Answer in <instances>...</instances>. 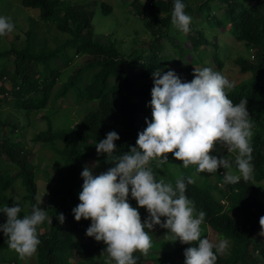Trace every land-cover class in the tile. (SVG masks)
<instances>
[{
    "label": "trees",
    "instance_id": "1",
    "mask_svg": "<svg viewBox=\"0 0 264 264\" xmlns=\"http://www.w3.org/2000/svg\"><path fill=\"white\" fill-rule=\"evenodd\" d=\"M183 3L185 13L191 17L187 35L171 23L173 0L128 1L137 16L146 18L149 31L139 47L124 53L114 43L107 44L95 37L92 22L98 8L95 2L81 5L67 0H19V7L24 11L39 12L37 18L31 17L32 21L47 24L63 39L61 44L38 49L35 42L38 27L33 24L26 30L24 47L13 45L0 49V59L14 60L12 74L6 66L0 69V79L10 81V87L5 84L0 87V102L11 94L13 106L27 115L44 110L39 119H44L46 127L39 129L32 141L43 144L42 149L46 148L44 144H49L46 151H49V161L53 162L46 201L41 204L46 209L47 219L38 226L37 264H115L108 253L103 252L104 243L85 234L91 220L76 221L74 218L72 209L80 203L78 196L82 191L79 177L84 165L100 162L101 173L115 166V161L107 154L98 155L95 147L108 132L116 131L120 137L114 141V157L136 146L138 133L147 127L146 118L152 120V73L157 69L167 72L175 56L178 62L180 59L188 62V72L200 68L201 63L207 64L210 57L221 74L226 62L231 65L230 71L223 75L233 80L234 88L227 91L233 103H239L242 97L248 101L253 134V176L248 181L241 179L236 184H228L223 168H218L216 173L195 174V165L185 168L171 153L166 154L171 160H154L149 167L155 176L161 169L171 178L173 188L178 178H184L185 194L193 202L194 215L200 211L206 213L200 225L201 236L210 241L212 237L229 241L230 250L218 254L216 264H264V239L259 235V220L264 216V0H203L197 7L198 13L186 0ZM101 9L109 14L113 7L111 3L102 2ZM198 23L202 26L198 27ZM221 33L224 34L222 45L218 40ZM177 35L180 42L173 39ZM228 41L235 42V46H228ZM166 47L173 49L172 54L163 52ZM72 49L74 55H87L88 58L61 81L63 69L57 57ZM190 51H194L195 56ZM70 93L76 94L77 102H96L97 107L72 127L55 129L48 110L59 98H67ZM8 125L9 121L0 119V207L19 203L22 217L30 214L34 204L41 202L40 167L30 161L31 149L27 142L12 136L22 126L11 124L8 131ZM221 154L231 157V171L238 174L233 158L236 154L224 149ZM173 163L179 177L164 168ZM188 177L194 182L187 183ZM129 203L138 207L130 196ZM139 212L143 222L148 213L142 207ZM56 213H63V224L58 222ZM6 219V215L0 213V224ZM164 219L161 217L162 222ZM154 228L162 227L156 225ZM164 242L152 241L151 249L161 247ZM196 243L182 244L176 240L161 254L144 257L136 251L133 255L137 257V264H180L185 259L184 250ZM26 258L10 249L7 237L0 232L1 263L23 264Z\"/></svg>",
    "mask_w": 264,
    "mask_h": 264
},
{
    "label": "clouds",
    "instance_id": "2",
    "mask_svg": "<svg viewBox=\"0 0 264 264\" xmlns=\"http://www.w3.org/2000/svg\"><path fill=\"white\" fill-rule=\"evenodd\" d=\"M183 0H173L171 23L183 33L190 31L191 17L185 13ZM14 31L9 17L0 16V37ZM193 79L182 82L174 70H155L152 73L150 107L152 120L138 133L136 146L119 157H114L120 139L116 131H110L95 144L97 154L105 153L115 161V166L97 176L85 167L81 172L82 191L80 203L72 209L76 221L90 219L86 235L102 241L104 251L115 264H137L134 252L147 256L152 247L149 231L159 225L173 234V240L193 244L184 250V264H216L217 255L229 246L226 238L214 244L201 236L200 225L206 213L194 215L193 202L186 196L184 178H178L175 188L170 183L158 180L149 167L151 161H168L167 153L182 162L187 168L196 166V172L216 173L226 169L224 180L236 184L241 179L248 181L253 176L252 124L247 110V98L233 103L227 91L234 83L210 67L194 68ZM217 145L220 147L218 148ZM226 149L236 152L237 173L225 156L211 154ZM188 177L187 183H193ZM129 196L138 207L129 203ZM42 202L32 206L30 214L20 216L21 206L14 203L0 207L7 217L0 224V232L8 239V246L21 258L30 257L40 244L38 226L47 219ZM145 208L148 217L142 222L139 208ZM161 217L165 219L161 221ZM60 224L63 213H56ZM264 236V216L260 217Z\"/></svg>",
    "mask_w": 264,
    "mask_h": 264
},
{
    "label": "rangeland",
    "instance_id": "3",
    "mask_svg": "<svg viewBox=\"0 0 264 264\" xmlns=\"http://www.w3.org/2000/svg\"><path fill=\"white\" fill-rule=\"evenodd\" d=\"M69 2L79 3L81 5L84 4H92L95 2L97 4V10L94 12L93 15V29L95 32V37L104 42V43H114L117 48H119L124 53H129L134 47L140 46L141 39L147 37V32L149 31L145 25L146 18L139 17L136 15V12L132 5L127 4L130 0H67ZM143 2H148L150 0H142ZM188 3H190V6L196 10V13H198L197 7L200 5V3L203 0H186ZM102 2H108L112 4L113 10L109 14H105L101 9ZM19 0H0V16H6L11 19V21L14 23V31L7 34L4 37H0V49L3 48H11L13 45L16 47H24L26 45V30L29 29L33 24H35L37 28L36 32V38L35 42L37 44V48L39 49L41 46L48 49L51 45H58L63 42L62 36L57 34V32L54 29H49L50 26L47 24H36L34 21H32L31 17L37 18L38 11H31L28 12L24 11L25 9H22L19 7ZM21 9V10H20ZM200 13V12H199ZM33 18V19H34ZM200 18V17H199ZM200 20V19H196ZM198 27H201L202 24L198 23ZM219 29V28H218ZM181 33V32H180ZM183 33V32H182ZM184 35H187V33H183ZM212 37V36H211ZM224 34L221 33L218 36V40L220 42V45L224 42ZM176 40V42H180L181 40L177 36H174L173 38ZM227 41V40H225ZM189 43V42H188ZM228 46L234 47L235 42L228 41ZM173 49L170 47H166L163 51L166 54H172L171 51ZM191 54L195 56L194 51ZM71 53V54H70ZM163 53V54H164ZM234 54V53H233ZM73 56V57H72ZM70 57H72V60H70ZM88 58L87 55L79 56L74 55V50H68L67 53L62 55L61 57H57V63L61 65L63 71L60 76L61 81H63L67 76L70 74L72 70H75L79 66L83 65L85 60ZM193 60L194 58L191 57ZM13 59L11 58H3L0 59V69L2 66H6L8 69V72L10 74L13 73L14 63ZM182 62H178V57L175 56L172 63L169 65V70H174L175 73L181 78L182 82H190L193 77V72L189 71V64L185 59H180ZM214 60L210 57L207 64H200V68L203 67H210L214 71H217L214 68L215 63ZM2 63V64H1ZM69 63V64H67ZM210 63V65H209ZM217 66V65H216ZM229 67L231 65L229 62H226V67L222 70L223 74H227L228 71H230ZM233 82V80L231 79ZM8 79H0V87L2 85H6L7 87H10ZM61 82H59L60 84ZM57 84V85H59ZM76 94L70 93L67 98H59L57 102L52 106L48 111L50 113L51 118L53 119V124L55 129L59 128H68V126H73L76 123H78L82 117L90 110H93L97 107L96 102H88L81 100L77 102ZM1 97V95H0ZM12 96L11 94L6 98L4 97L3 101L0 102V119L6 120L10 122V125L7 126L8 131L10 130L11 124H19L21 125V129L19 132H17L15 135H12L15 140L18 139H24L27 142V146L31 149V157L30 161L34 164H39L40 167V173L38 177V184H39V192H40V199L42 204L44 205L47 197V190L46 187L49 183L48 178H52L51 174L53 172V166L52 163L49 161V151H46L47 146L49 144H44V149H42L41 143L33 142L32 137L35 133L39 131V129L46 127V122L44 119H39L40 116L43 115V111H38L31 113L30 115H27L25 112L17 110L13 104H12ZM71 126V127H72ZM19 134V135H18ZM18 135V136H16ZM22 135V136H21ZM219 148V147H218ZM227 151L226 149H224ZM46 153V154H44ZM237 154L236 152H234ZM211 154L217 155L218 158L222 155L221 151H214ZM229 153L228 155H230ZM235 159V157L233 156ZM171 160L170 158H168ZM228 161H230L231 157H226ZM102 164L99 162L95 164H90L89 166L84 165L83 169L85 167H88L91 170V173L93 176H97L101 174ZM167 171L172 170L177 174L176 171V165L170 164L164 167ZM227 170L224 169V172ZM158 175L156 178L158 180H163L165 183L172 184V180L169 176L163 174L161 169L157 170ZM195 174H200L194 172ZM193 175V171L191 172ZM179 177L180 174H177ZM79 183L82 186L83 184V178L79 177ZM262 194H260L259 199H261ZM146 231H149V234L152 238V241H160L163 240L166 241L162 244L159 248H154L149 250L148 255L152 253H163L166 249L165 247L169 244H171L173 241V234L168 231V229L161 228L156 229L153 228L151 230L145 229ZM261 231V229H260ZM259 231V233H260ZM261 238L264 239V236H261ZM221 238H211L212 243L216 244L219 242ZM175 247V244H173L172 249ZM230 250V246H228L225 253H227ZM144 256V255H143ZM145 257V256H144ZM110 261L113 259L109 256ZM0 264H2L0 262ZM13 264V263H12ZM23 264H37L36 263V254L34 253L32 256L27 257ZM184 264V262L180 263Z\"/></svg>",
    "mask_w": 264,
    "mask_h": 264
}]
</instances>
